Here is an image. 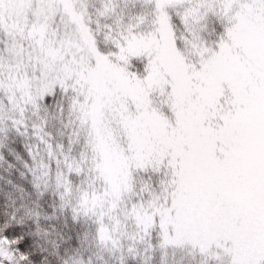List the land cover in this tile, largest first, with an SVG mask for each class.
<instances>
[{"label": "snow or ice", "instance_id": "6c2138e0", "mask_svg": "<svg viewBox=\"0 0 264 264\" xmlns=\"http://www.w3.org/2000/svg\"><path fill=\"white\" fill-rule=\"evenodd\" d=\"M0 264H264V0H0Z\"/></svg>", "mask_w": 264, "mask_h": 264}]
</instances>
